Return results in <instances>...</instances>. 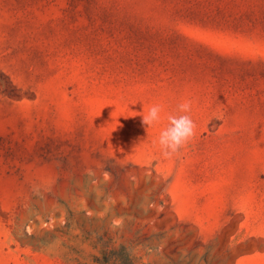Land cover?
<instances>
[{
	"label": "rangeland",
	"instance_id": "obj_1",
	"mask_svg": "<svg viewBox=\"0 0 264 264\" xmlns=\"http://www.w3.org/2000/svg\"><path fill=\"white\" fill-rule=\"evenodd\" d=\"M186 100L195 135L165 157ZM252 255L264 264V0H0V264Z\"/></svg>",
	"mask_w": 264,
	"mask_h": 264
},
{
	"label": "clouds",
	"instance_id": "obj_2",
	"mask_svg": "<svg viewBox=\"0 0 264 264\" xmlns=\"http://www.w3.org/2000/svg\"><path fill=\"white\" fill-rule=\"evenodd\" d=\"M191 105L192 102L186 100L178 105L177 112L179 114H168V124L158 136V144L165 157L178 153L194 137L196 125L189 115ZM162 111L161 105H151L147 113L142 116V125L147 130L157 125L161 120ZM119 223V221H114V224Z\"/></svg>",
	"mask_w": 264,
	"mask_h": 264
},
{
	"label": "crops",
	"instance_id": "obj_3",
	"mask_svg": "<svg viewBox=\"0 0 264 264\" xmlns=\"http://www.w3.org/2000/svg\"><path fill=\"white\" fill-rule=\"evenodd\" d=\"M257 257L252 256H246L242 260H240L239 264H250L253 260H255Z\"/></svg>",
	"mask_w": 264,
	"mask_h": 264
},
{
	"label": "trees",
	"instance_id": "obj_4",
	"mask_svg": "<svg viewBox=\"0 0 264 264\" xmlns=\"http://www.w3.org/2000/svg\"><path fill=\"white\" fill-rule=\"evenodd\" d=\"M124 263H125V264H134V260L131 259L130 257H126V258L124 259Z\"/></svg>",
	"mask_w": 264,
	"mask_h": 264
}]
</instances>
